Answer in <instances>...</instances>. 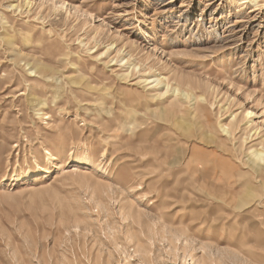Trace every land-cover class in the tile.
Returning <instances> with one entry per match:
<instances>
[{
	"label": "rangeland",
	"instance_id": "1",
	"mask_svg": "<svg viewBox=\"0 0 264 264\" xmlns=\"http://www.w3.org/2000/svg\"><path fill=\"white\" fill-rule=\"evenodd\" d=\"M258 1L0 0V264H264ZM184 93L203 96L198 116ZM220 106L261 134L196 211L190 149L227 143Z\"/></svg>",
	"mask_w": 264,
	"mask_h": 264
},
{
	"label": "bare ground",
	"instance_id": "2",
	"mask_svg": "<svg viewBox=\"0 0 264 264\" xmlns=\"http://www.w3.org/2000/svg\"><path fill=\"white\" fill-rule=\"evenodd\" d=\"M234 4L238 8H241L246 4H252L254 5L255 8H260L261 6L258 0H234ZM84 6L86 8H90L87 5H84ZM62 8L63 9L66 8V1H64ZM78 9L80 11L83 10L81 9V7ZM150 83H157V85L162 86L159 96L163 97L166 94H168L169 86H170L168 79L166 78H163L160 80L156 79L154 81H151ZM176 91H179V88H176L174 92ZM180 100L181 101H178L177 103H182L181 104L182 106H185L183 105V103L186 104L189 114L191 116H198V112L200 110L201 103L203 101V96L201 97H198L196 95L191 96L188 93H184L181 96ZM177 103L174 104L173 106H175L176 108H179V105ZM178 111H181V110L178 109ZM253 115L255 114H253V111H251L250 109H245L241 113H237L236 111L230 110L229 107L225 108V106H220L217 118L221 119L225 116H228V119L230 118L227 124H222L220 127L221 133H223L227 137L226 138L227 143L222 144V145L214 144L215 152L213 154L211 152L208 155L206 154L205 151H200L199 148H195L194 150L190 149V160L188 161V166L192 169L193 174H192V177H190V179L188 180L187 184L189 188L186 191V195L188 196V199L190 200L194 210L197 211V206H198V205L193 204L194 201L199 204L201 202L203 203L207 201V199H210L209 196H207L209 194L208 192V181L209 180L208 179L210 180L216 179L219 185L226 186V185L234 183L235 178L237 179V181H240V179L242 178L241 175L239 176L236 175V168H234L236 166L232 161L237 160L238 158V156L234 155V153L238 151L240 152V150L244 148L247 149V146H245V142H243L241 139L242 136L247 134L248 139H251V142L253 140L254 142H256L257 139L255 137L261 134L259 131V128L254 129V127H251V125L247 126V128L244 127L245 125H248L253 121L252 120ZM127 118H128L127 125L129 126L128 128L133 134L135 130L137 129V127L135 126V124H132V122L129 121V119L132 118L133 122H135L136 119L135 117H132L131 115H128ZM253 131L254 133L251 134ZM200 142L203 143L202 147H200L199 145L201 143L197 144L198 147H200V149L204 148L205 146L209 147V144L207 142H203V137L200 138ZM234 142H237V145L239 147L238 149L235 148ZM194 143H198V142H194ZM229 143H231V145ZM258 146L259 147L261 146L260 149H264V142L262 141V143L258 144ZM191 147L193 148L194 144H192ZM255 147H257V144L256 143L252 144L251 149L253 150V158L255 159V161H253V168L256 171L263 172L264 155L262 154V152L259 153L258 150L260 149L255 150L254 149ZM248 149H250V147ZM47 154L49 155L50 160L54 159V156L52 153L47 151ZM39 169L41 171L43 170V172L38 176L49 173L46 168H39ZM209 169L212 172L207 174V177H206V175H204V171L209 170ZM251 170H252V167H251ZM262 175L264 176V174ZM218 209H221L222 211H226V209H224L223 207L221 208L219 207ZM203 211L205 212L204 214L205 216L211 217L213 214L217 212V207H213L212 209H210L208 206H204Z\"/></svg>",
	"mask_w": 264,
	"mask_h": 264
}]
</instances>
